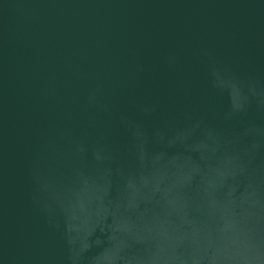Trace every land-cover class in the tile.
I'll use <instances>...</instances> for the list:
<instances>
[{
	"label": "water",
	"instance_id": "95a60500",
	"mask_svg": "<svg viewBox=\"0 0 264 264\" xmlns=\"http://www.w3.org/2000/svg\"><path fill=\"white\" fill-rule=\"evenodd\" d=\"M0 264H264V0H0Z\"/></svg>",
	"mask_w": 264,
	"mask_h": 264
}]
</instances>
